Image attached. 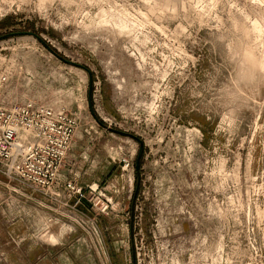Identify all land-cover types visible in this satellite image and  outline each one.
Returning a JSON list of instances; mask_svg holds the SVG:
<instances>
[{
	"label": "rangeland",
	"instance_id": "obj_1",
	"mask_svg": "<svg viewBox=\"0 0 264 264\" xmlns=\"http://www.w3.org/2000/svg\"><path fill=\"white\" fill-rule=\"evenodd\" d=\"M2 74L77 126L0 169V264H264V0H0Z\"/></svg>",
	"mask_w": 264,
	"mask_h": 264
},
{
	"label": "built area",
	"instance_id": "obj_2",
	"mask_svg": "<svg viewBox=\"0 0 264 264\" xmlns=\"http://www.w3.org/2000/svg\"><path fill=\"white\" fill-rule=\"evenodd\" d=\"M6 78L0 75V85ZM76 126L75 114L63 107L33 100L9 105L0 101L1 171L34 190L52 188L59 180ZM64 188L83 197L72 181L65 182Z\"/></svg>",
	"mask_w": 264,
	"mask_h": 264
}]
</instances>
